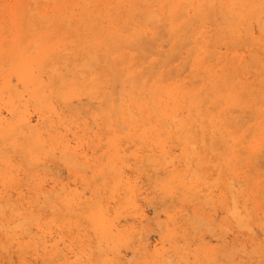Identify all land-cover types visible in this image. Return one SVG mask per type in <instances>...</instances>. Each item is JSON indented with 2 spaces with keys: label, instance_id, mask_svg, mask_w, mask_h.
<instances>
[{
  "label": "bare ground",
  "instance_id": "1",
  "mask_svg": "<svg viewBox=\"0 0 264 264\" xmlns=\"http://www.w3.org/2000/svg\"><path fill=\"white\" fill-rule=\"evenodd\" d=\"M0 264H264V0H0Z\"/></svg>",
  "mask_w": 264,
  "mask_h": 264
}]
</instances>
